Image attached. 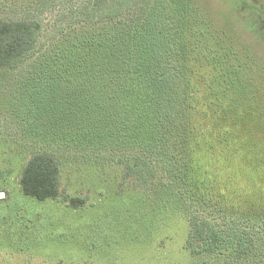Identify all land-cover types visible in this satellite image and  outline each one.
<instances>
[{
  "label": "rangeland",
  "instance_id": "1",
  "mask_svg": "<svg viewBox=\"0 0 264 264\" xmlns=\"http://www.w3.org/2000/svg\"><path fill=\"white\" fill-rule=\"evenodd\" d=\"M136 2L0 0V19L42 26L34 52L23 63L0 67V193L5 194H0V264H203L211 258L190 253L192 212L175 173L170 175L173 165L165 162L161 169L151 160L154 145L148 135L142 140L104 131L85 137L86 127L76 133L67 119L54 122L58 127L53 130L54 123L48 125L43 116L50 89L81 92L77 80L89 74L75 76L70 91L66 83L54 81L52 69L61 72V53L93 38L123 35L124 26L137 29L142 6ZM186 4L199 8L217 32L201 34L194 11L173 24L182 32L179 42L190 50L186 60L196 84L188 123L192 155L213 198L230 212L263 221L264 0ZM241 49L251 63L247 54L238 58ZM214 56L229 66L250 65L241 70L251 82L239 84V113L218 103L219 85L213 82L222 72L208 65ZM183 148L181 140L178 149ZM39 153L59 162L61 195L56 200L41 201L22 191L23 171ZM168 154L176 157L174 150ZM68 197L86 204L75 208L65 201Z\"/></svg>",
  "mask_w": 264,
  "mask_h": 264
},
{
  "label": "trees",
  "instance_id": "2",
  "mask_svg": "<svg viewBox=\"0 0 264 264\" xmlns=\"http://www.w3.org/2000/svg\"><path fill=\"white\" fill-rule=\"evenodd\" d=\"M135 4L142 6L138 19L142 24L137 29L124 26L123 35L93 38L61 53V72L52 69L54 81L66 83L70 91L74 78L89 74L77 80L83 87L81 92L50 89L52 95L43 116L48 125L63 124L68 119L79 134L86 127L85 137L92 133L99 137L104 131L142 140L148 135L154 145L151 160L161 169L165 162L169 167L173 165L170 175L175 173L182 198L192 212L186 243L192 256L213 258L205 259L203 264H264V220L230 212L212 197L213 188L203 178L188 142L189 111L196 84L186 60L190 50L185 42H179L182 32L173 24L186 20L185 16L194 11L200 16L196 28L201 34L217 32L202 18L199 8L186 4V0H137ZM41 29L35 21L0 19V67L15 68L23 63L34 52ZM241 54L247 53L241 49L238 58L244 57ZM213 58L208 65L222 72L213 82L219 85L218 103L223 109L230 107L239 113V84L251 82L241 70L250 66L252 59L249 56L247 65L235 67L224 64L220 56ZM55 125L53 130L58 127ZM181 140L183 150L178 149ZM169 150L176 151V157H170ZM126 167L130 170L133 166L127 163ZM20 185L25 195L41 201L60 198L58 160L49 153L34 155L23 171ZM65 201L75 208L86 204L79 198L68 197Z\"/></svg>",
  "mask_w": 264,
  "mask_h": 264
},
{
  "label": "water",
  "instance_id": "3",
  "mask_svg": "<svg viewBox=\"0 0 264 264\" xmlns=\"http://www.w3.org/2000/svg\"><path fill=\"white\" fill-rule=\"evenodd\" d=\"M0 194L2 195V197H5V194L4 193L1 192Z\"/></svg>",
  "mask_w": 264,
  "mask_h": 264
}]
</instances>
